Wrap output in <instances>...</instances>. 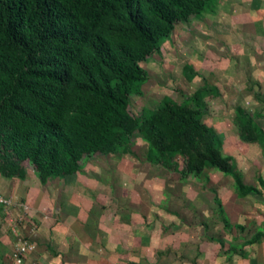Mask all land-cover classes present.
<instances>
[{
  "label": "rangeland",
  "instance_id": "374dc122",
  "mask_svg": "<svg viewBox=\"0 0 264 264\" xmlns=\"http://www.w3.org/2000/svg\"><path fill=\"white\" fill-rule=\"evenodd\" d=\"M140 66L144 79L131 88L118 142L84 153L62 176L43 182L36 174L38 180L57 192L68 184L64 181L91 176L105 192L107 184L114 187L116 204L124 202L129 210L145 214L172 215L171 199L177 192L178 197L186 196L177 190L181 184L167 183L163 194L155 195L144 188L150 185L145 178L204 177L201 180L210 188L203 193L193 190L189 196L212 204V219L222 220V175H233L210 166L200 155L201 136L181 129L172 117V111L181 108L199 109L201 123L215 136L217 154L240 180L235 187L244 222L264 221V0H211L200 15L176 24L172 35ZM25 168L24 178L4 170L0 176L25 180L35 174L30 163ZM106 199L102 206L110 207ZM161 199L160 207L156 204ZM194 217L201 220L204 215ZM244 234L253 235L254 241L264 232Z\"/></svg>",
  "mask_w": 264,
  "mask_h": 264
},
{
  "label": "trees",
  "instance_id": "16d2710c",
  "mask_svg": "<svg viewBox=\"0 0 264 264\" xmlns=\"http://www.w3.org/2000/svg\"><path fill=\"white\" fill-rule=\"evenodd\" d=\"M210 2L0 0V171L24 178L30 163L45 182L89 150L113 147L131 88L144 79L140 63ZM200 116L172 111L201 136L203 159L240 184Z\"/></svg>",
  "mask_w": 264,
  "mask_h": 264
},
{
  "label": "crops",
  "instance_id": "0c3cea01",
  "mask_svg": "<svg viewBox=\"0 0 264 264\" xmlns=\"http://www.w3.org/2000/svg\"><path fill=\"white\" fill-rule=\"evenodd\" d=\"M145 179L150 185L144 188L155 195L163 194L167 183L182 185L170 186L186 195L172 192V215L145 214L129 210L124 202L116 204L114 187L107 184L105 192L91 176L64 181L68 184L57 192L43 186L34 172L25 180L0 176V195L15 202L13 208L0 206V264H10L21 237L36 244L24 264H264V235L253 241V235L244 234L264 232V221L244 222L234 176L222 175V220L212 219V204L189 196L210 188L204 177ZM106 196L110 207L102 206ZM163 201L155 204L164 206Z\"/></svg>",
  "mask_w": 264,
  "mask_h": 264
},
{
  "label": "built area",
  "instance_id": "2783aa9c",
  "mask_svg": "<svg viewBox=\"0 0 264 264\" xmlns=\"http://www.w3.org/2000/svg\"><path fill=\"white\" fill-rule=\"evenodd\" d=\"M0 206L9 209L15 206V202L11 198H5L0 195ZM22 209L24 206L22 205ZM26 209V207H25ZM36 227H32V231L34 232ZM36 250V244L30 237H21L17 240L13 254L12 261L10 264H24L25 259L28 254L34 252Z\"/></svg>",
  "mask_w": 264,
  "mask_h": 264
}]
</instances>
